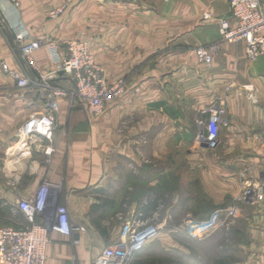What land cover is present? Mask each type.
<instances>
[{"label":"crops","instance_id":"1","mask_svg":"<svg viewBox=\"0 0 264 264\" xmlns=\"http://www.w3.org/2000/svg\"><path fill=\"white\" fill-rule=\"evenodd\" d=\"M60 1L19 0L15 7L0 0V208L19 213L27 224L19 200L33 198L49 182L74 227L86 228L72 236L53 233L46 264H92L107 242L129 235L138 218L133 212L149 198H159L156 209L163 205L170 184H198L219 206L243 197L245 187L264 174V56L250 61L244 41L222 39L220 19L235 23L229 1L77 0L64 15L50 18ZM20 24L33 39L88 41L109 80L124 79L126 91L101 115L62 98L53 141L37 137L23 147L19 126L48 105L41 91L18 88L3 74L1 63L7 62L35 75L14 51L13 29ZM214 43L220 49L212 65L202 64L194 49ZM32 59L43 71L54 67L45 47ZM58 83L73 86L68 79ZM223 98L227 113L218 146H202L198 120L208 119L207 110ZM106 210L118 227L106 228ZM252 210L254 224L264 225V199ZM249 258L247 264H264V244Z\"/></svg>","mask_w":264,"mask_h":264},{"label":"built area","instance_id":"2","mask_svg":"<svg viewBox=\"0 0 264 264\" xmlns=\"http://www.w3.org/2000/svg\"><path fill=\"white\" fill-rule=\"evenodd\" d=\"M15 7L19 0H8ZM77 0H61L57 7L49 11L52 19L64 15ZM232 25L228 18L220 19V33L224 41L245 42L246 56L256 61L264 56V0H228ZM14 31V51L21 60L27 61L35 70L34 76L22 74L2 62V69L16 79L18 88L41 91L46 98L48 110L34 113L18 131L23 147L41 137L51 143L59 127L58 114L60 100L69 99L70 105H85L95 115H101L106 106L119 99L126 91V81H110L105 68L97 61L90 44L82 39L59 41L53 38L33 39L22 24ZM15 28V27H14ZM12 29V27H11ZM45 47L49 50L54 67L43 71L33 59V53ZM64 49L63 53L60 48ZM220 44H208L194 49L198 60L207 66L212 65ZM69 80L72 88L62 87L58 81ZM208 119L198 120V140L200 145L216 148L219 141V126L225 122L227 113L226 98L220 99L217 106L207 110ZM51 154L53 149L45 148ZM261 182L248 184L243 199L256 203L263 195ZM18 208L27 219L26 225L0 227V264H46V249L53 233L72 236L74 231H85V227H74L67 206L59 203L58 193L52 190L51 183L45 182L37 194L30 199H21ZM241 209L238 205L220 207L207 219L189 218L185 222L186 233L192 238L205 237L211 230L222 225L227 219L236 218ZM162 225L149 224L142 213L129 227V235L113 244L106 245L95 257L92 264H132L137 255L154 239ZM79 244L80 240L74 241Z\"/></svg>","mask_w":264,"mask_h":264},{"label":"rangeland","instance_id":"3","mask_svg":"<svg viewBox=\"0 0 264 264\" xmlns=\"http://www.w3.org/2000/svg\"><path fill=\"white\" fill-rule=\"evenodd\" d=\"M2 84L0 83V89L3 88ZM169 181L173 183V180ZM255 182H261L264 189V174L251 181L253 184ZM201 188L198 184L190 187L187 183H180L179 186L175 183L165 187L163 205L143 214L149 224L160 223L161 232L140 252L132 264H247L251 261L250 251L264 244V225L254 224V221H257L253 220L254 211L257 210H252V206L258 205L264 199V190L262 198L252 205L243 203L242 196L232 204H225L223 207L238 205L241 209L240 215L227 219L205 237L192 238L186 233L185 222L189 218L203 216L205 213L201 212L202 209L213 206L214 210L219 206L208 199ZM111 212L106 210L101 216L109 223L106 228L112 229L118 227L115 225L118 220H111ZM140 213L141 211H134L133 217L139 216ZM11 225H26V221L19 213L13 214L6 208H0V227ZM115 242L118 241L106 244Z\"/></svg>","mask_w":264,"mask_h":264},{"label":"trees","instance_id":"4","mask_svg":"<svg viewBox=\"0 0 264 264\" xmlns=\"http://www.w3.org/2000/svg\"><path fill=\"white\" fill-rule=\"evenodd\" d=\"M158 200H159V198H155V199H151V198H149V201H148V203L144 206V207H142L141 208V212H142V214H146L147 212H149V211H154V210H156V206L158 205ZM213 207V206H212ZM212 207H209V208H207V209H202L201 210V212L202 213H205V214H203V216H201V217H198L199 219H207V218H209L211 215H212V213L216 210V209H218V208H220V207H223V206H217V207H215V209L214 210H212ZM144 216V215H143ZM98 227H100L101 228V226L100 225H98ZM136 259V258H135Z\"/></svg>","mask_w":264,"mask_h":264}]
</instances>
